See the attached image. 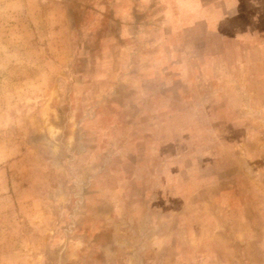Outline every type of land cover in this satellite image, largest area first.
<instances>
[{"label": "rangeland", "instance_id": "1", "mask_svg": "<svg viewBox=\"0 0 264 264\" xmlns=\"http://www.w3.org/2000/svg\"><path fill=\"white\" fill-rule=\"evenodd\" d=\"M0 264H264V0H0Z\"/></svg>", "mask_w": 264, "mask_h": 264}]
</instances>
